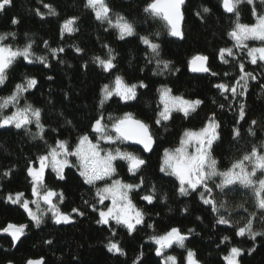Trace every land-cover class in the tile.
<instances>
[{"label":"trees","instance_id":"obj_1","mask_svg":"<svg viewBox=\"0 0 264 264\" xmlns=\"http://www.w3.org/2000/svg\"><path fill=\"white\" fill-rule=\"evenodd\" d=\"M106 2L112 9L113 17L121 14L134 24L136 35L121 40L116 29L109 28L105 31L107 25H101L95 20L92 12L84 7L85 0H43V3L51 4L58 13L57 16L46 15L44 19L35 14L37 8L47 13L41 0H12V5L0 12V33L15 32L16 37L9 38L4 43L23 47L32 41L34 54L49 56L50 67L45 68L39 63L29 64L23 58L17 59L8 71L5 84L0 85V97L10 95L15 85L25 77H35L38 85L24 94L20 104L23 106L24 103H30L42 109L45 139L49 145L54 144L57 139L74 144L80 134L89 131L90 122L101 111L107 124H110L109 116L119 117L125 112H131L148 123L155 139L151 155L146 156L143 151L118 142L119 149L134 152L147 161L141 172L134 177L127 171L125 162L116 163L117 175L125 182L137 183L141 176L145 180L140 191L131 193L133 203L145 214L144 223L131 235L126 229L117 228V235L112 237L105 226L96 223L97 213L84 203H95L98 186L84 184L76 168H66L64 180H58L56 174L48 169L46 185L57 192H63L64 201L59 205L62 211L71 212L72 208H79L85 215L76 216L71 224L61 225L54 224L49 216H45L44 223L39 228L35 227L23 209L6 203L5 197L9 193L23 192L26 198H32L26 168L29 161H35L46 151V145L39 139L33 140L23 130L0 129V228L8 223L29 225L17 247L12 246L10 236L0 234V264H25L29 258L40 257L44 258L45 264H133L140 252H143L142 264H162V257L155 254L156 245L149 238L163 234L172 227H177L182 232L194 229L185 241V248L173 245L165 250L166 255L177 257L178 264H184L187 249L196 253L201 264H225L223 257L232 246L245 250L240 257V264H264V236H258L253 241L247 235H235L236 228L242 226L253 211L256 212L253 230L264 232V217L254 206L251 190L235 186L232 191L222 194L214 189L216 199L227 200L233 209L228 213L222 210L221 213L227 215L232 224L217 225L215 214L210 206L202 204L198 193L179 196L175 177L159 171L164 149L177 147L185 130H199L213 113L220 125V139L213 144L212 155L218 161L220 170L227 169L233 161L249 152L253 145L264 141V62L251 64L247 51L238 48L234 49L235 59L226 57L229 59L228 64L218 58L219 49L233 46L227 32L231 30L235 19L233 15L229 16L223 11L220 0H187L183 8L181 42L168 34L166 23L161 18L151 17L144 12L151 0ZM202 6L211 9L210 13H202L203 20L196 15ZM255 7L258 12L264 10L260 0H255ZM238 11L241 23H255L251 5L241 3ZM73 16L79 17L76 25L79 30L71 35L65 34L61 39V23ZM13 18H17L19 23L13 25ZM140 36H148L160 45V56L157 59L171 61L170 70L155 74L162 71V66L158 69L155 59L148 62L149 50L140 41ZM44 41H48L53 48L62 46L65 51L59 54L58 59H53L45 48ZM105 44L113 49L116 56V68L111 74L103 72L93 62L95 56H106ZM254 46L262 47L264 43L258 42ZM75 47L83 49V52L76 53ZM197 54L208 57V67L217 73L216 76L209 73L199 76L190 72L189 61ZM240 62L257 79L249 81L248 91L243 97L233 100L229 94H225L228 96L225 99L214 85L220 82L234 83L239 76ZM115 75L122 76L128 84L143 81L147 87H138L135 100L125 103L118 97H113L101 110L98 107L100 88L106 83L111 84ZM49 76L53 79H47ZM162 86L171 88L173 95L198 98L203 103L189 117L185 118L181 113L174 112L172 119L158 126L154 121L158 107L161 106L158 89ZM240 103L245 105V118L237 122ZM220 105L224 107L221 108ZM12 110L10 106L5 114H10ZM253 120L257 122L255 125H252ZM249 127L253 128L255 136L249 134ZM234 128H238L240 132L237 139L233 138ZM30 131H37L35 125L30 126ZM73 162L75 163L74 160ZM9 169H12V173L5 177L3 173ZM153 185L156 198L152 204H148L141 196ZM240 203L245 204L248 212L235 208ZM223 236H229L230 241L221 244ZM110 239L118 241L127 255L115 256L109 253L105 244ZM48 240L52 243H45ZM253 247L255 251L249 255L248 249Z\"/></svg>","mask_w":264,"mask_h":264},{"label":"snow or ice","instance_id":"obj_2","mask_svg":"<svg viewBox=\"0 0 264 264\" xmlns=\"http://www.w3.org/2000/svg\"><path fill=\"white\" fill-rule=\"evenodd\" d=\"M246 2L252 6V16L255 23L246 24L240 22L239 5ZM47 13L42 12L40 8L35 9V14L41 19L45 16H57L56 9L48 3H43ZM264 5V0H260ZM185 0H151L145 8L144 12L151 17H158L165 21L168 34L172 37L183 39L181 30V21L183 20L182 6ZM12 5V0H0V12L6 10ZM84 7L90 10L101 25H107L105 31L109 28L116 29L118 38L123 40L126 37L136 35V29L124 15L116 14L113 17L112 9L106 0H85ZM220 7L225 13L235 17L231 30L227 32L228 38L233 42L232 47H224L219 49L218 58L228 64L230 57L235 59L234 49H247V56L251 64L255 65L264 62V46L249 48L246 41L257 40L264 43V10L258 12L255 7V0H220ZM211 9L202 6L196 15L203 20V15L210 13ZM79 17H69L60 25V37L64 38L65 34H73L79 29L76 27ZM11 23L16 25L19 23L17 18H13ZM157 35H159L157 33ZM15 32L0 33V85H4L8 79V71L18 58H23L26 63H39L45 68L50 67L49 56L35 55L33 52V42L29 41L23 47H13L11 44H5L4 41L9 38H15ZM142 44L147 46L149 63L155 59L158 71L155 74H163V71L170 70L171 61L157 59L160 56V45L153 42L148 36H140ZM44 46L53 59H58L59 54L65 51L64 47H50L48 41H44ZM105 57L95 56L93 62L102 69L103 72L112 73L116 68V56L114 51L108 45ZM76 53H82L83 49L74 48ZM208 57L202 54L193 56L189 65L194 72L209 73L216 76L217 73L212 72L207 66ZM64 63L63 60H59ZM86 68L87 65L85 64ZM239 76L232 84L216 83L214 87L220 92L225 99L229 94L233 100L243 97L248 91L250 80H256L257 76L252 72L245 70L243 62L238 64ZM178 71V69H177ZM225 75H228L225 73ZM47 79H53L52 76ZM38 85L35 77H25L21 83L15 85L10 95L0 97V129L15 128L23 130L30 135L33 140L39 139L46 145V151L40 154L35 161H29L26 168L27 177L31 186V199L26 198L23 192L9 193L5 197V202L17 205L27 214L32 225L39 228L44 223L45 216H49L54 224H71L76 216H84L85 213L79 208H72L71 212H64L60 208V204L64 201L63 192H57L47 187L45 176L50 168L58 180H64V170L66 168H76L79 176L84 184L96 187L97 182L103 181L102 187H96L95 203L88 205L91 210L97 213L98 225L105 226L112 237L117 235V228H124L131 235L137 230V227L144 223V212L137 208L131 198V193L138 192L145 185V180L141 176L137 183H128L117 175L115 166L116 161H124L127 164V171L132 176H137L146 165L147 161L139 155L131 151H124L119 148L115 150H105L101 147V143L115 144L117 142H132L140 145L146 153L153 150L155 139L150 131V125L145 121L138 119L133 113L125 112L119 117H108L110 124L105 123L103 111L100 112L91 122L89 131L82 133L74 144L68 140L57 139L54 144L49 145L45 139V125L42 123V109L34 107L30 103H24L21 106L20 101L24 94L34 89ZM147 87L143 81L139 84H128L120 75H115L111 84H104L100 88L98 107L102 110L104 105L114 96L118 97L122 102H128L137 98V89ZM160 107L155 115V124L163 125L172 119L174 112L181 113L185 118L195 112L203 103L200 99H188L183 96L173 95L172 89L162 86L158 89ZM12 107L10 114H5V110ZM221 108L224 105H220ZM238 121L245 118V105L239 104ZM70 124L71 121H66ZM257 122L252 121V125ZM35 125L36 132L30 131V126ZM220 125L215 119L213 113L206 121L205 125L199 130H185L179 140V144L174 149H164L159 171L167 176L175 177L177 184V193L179 196L186 197L191 193H198L203 205L210 206L211 211L215 214V223L217 225H231L232 221L225 213L231 209L227 200L218 201L214 195V189L220 193L226 194L232 191L235 186H241L250 189L255 200V208L259 210L264 217V178L256 179L257 172L264 177V141L259 145H253L251 150L243 154L239 159L233 161L225 170L218 168V161L212 155L213 144L220 139ZM56 131V129H52ZM250 135L255 136V131L249 127ZM240 136L238 128L233 129V138ZM193 149L190 151L189 149ZM75 158V163L73 159ZM38 162V166H37ZM12 169L3 173L5 177L10 176ZM218 180V182H217ZM212 186H210V183ZM156 189L153 185L149 191L141 196L143 201L152 204L155 197ZM109 203H105V202ZM32 205H35V210ZM42 205L44 206L42 208ZM99 206V207H98ZM236 209H242L248 212L244 203L235 205ZM187 211V209H185ZM75 214V215H73ZM256 219V212L249 213L246 222L236 228L235 235L244 237L247 235L251 240L255 241L256 237L264 236V232L253 230V220ZM28 224L8 223L0 228V234H7L11 237L12 246L15 247L21 238L25 235ZM194 229L182 232L177 227H172L168 231L160 235H153L149 239L156 245L155 254L162 257V264H178L177 257L174 255H166L165 250L177 245L185 248V241L189 238ZM230 241L229 236H223L220 243L225 244ZM51 244L52 241H45ZM105 247L109 253L115 256H126L127 253L121 247L118 241L110 239ZM244 249L232 246L228 249L227 255L223 257L225 264H240V257L244 254ZM255 248L248 249L251 255ZM143 252L133 260V264H142ZM11 264V262H9ZM25 264H45L44 258H29ZM184 264H201L196 258V253L192 249H187L184 258Z\"/></svg>","mask_w":264,"mask_h":264},{"label":"rangeland","instance_id":"obj_3","mask_svg":"<svg viewBox=\"0 0 264 264\" xmlns=\"http://www.w3.org/2000/svg\"><path fill=\"white\" fill-rule=\"evenodd\" d=\"M258 42H260V41H257V40H249V41H246V44L248 45V47L249 48H251V47H253L254 46V44H257ZM251 44L253 45V46H251ZM255 47V46H254ZM238 50H241V49H238ZM244 50H246L247 51V49H244ZM19 59V58H18ZM115 97V96H114ZM101 147L103 148V149H105V150H115V149H117L118 148V142L117 143H115V144H104V143H101ZM122 150V149H121ZM190 151H192L193 149H189ZM74 161H75V158H72ZM76 162V161H75ZM117 162H119V160L118 161H116L115 162V166H116V163ZM122 162H124V161H122ZM126 163V162H125ZM38 166V165H37ZM49 170H51L50 168H49ZM52 171V170H51ZM53 172V171H52ZM259 178H264V177H262L261 176V173L258 171L257 172V176H256V179H259ZM103 184H104V182L103 181H101V182H97V185L96 186H98V187H102L103 186ZM250 190V189H249ZM31 199V198H30ZM105 203H109V202H105ZM32 207H33V209L35 210V205H32ZM44 206L42 205V208H43Z\"/></svg>","mask_w":264,"mask_h":264},{"label":"water","instance_id":"obj_4","mask_svg":"<svg viewBox=\"0 0 264 264\" xmlns=\"http://www.w3.org/2000/svg\"><path fill=\"white\" fill-rule=\"evenodd\" d=\"M186 3H187V0H185V4L182 6V13H183V8H184V6L186 5ZM227 15H229V16H232L231 14H228V13H226ZM165 22V21H164ZM183 24H184V15H183V20L181 21V30H182V32H183ZM172 37V36H171ZM174 40H177V41H183V39H180V38H177V37H172ZM209 65V59H208V61H207V66ZM190 72L192 73V74H194V75H199V76H201V75H207L208 73H203V72H194V71H192L191 70V67H190ZM126 145H128L129 147H131V148H137V149H139V150H141V151H143L142 150V147L140 146V145H136V144H134V143H132V142H124ZM154 146H155V144H154ZM154 146H153V149H154ZM144 152V151H143ZM152 152H153V150L151 151V152H148V153H146V152H144V154L146 155V156H149V155H151L152 154ZM18 244H19V242L16 244V246L15 247H17L18 246Z\"/></svg>","mask_w":264,"mask_h":264}]
</instances>
